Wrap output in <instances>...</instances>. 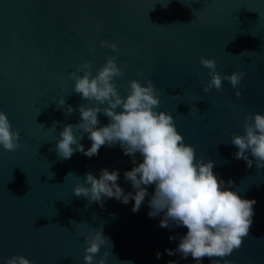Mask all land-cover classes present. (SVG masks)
<instances>
[{"label":"water","instance_id":"1","mask_svg":"<svg viewBox=\"0 0 264 264\" xmlns=\"http://www.w3.org/2000/svg\"><path fill=\"white\" fill-rule=\"evenodd\" d=\"M101 41L116 43L117 51ZM109 57L123 71L114 79L121 96L128 94L129 81L146 85L150 79L160 93L157 111L174 117L196 158L213 161L226 187L255 199L250 234L226 259L264 264V168L236 160L238 149L230 142L233 134H244L245 116L264 115V0H0V111L20 135L15 152L0 146V257L85 264V237L103 231L112 245L101 246L95 259L107 251L106 264H196L191 256L165 252L177 247L187 229L159 227L163 213L148 216L154 185L147 186L138 212L133 200L104 198L101 207L74 194L88 172L99 178L104 168L118 169L117 183L125 193L135 192L124 178L135 165L119 143L102 146L91 158L76 151L61 159L55 151L64 126L81 122L79 106L95 104L73 92L71 73L91 61L94 76ZM201 58L215 59L221 75L244 73L238 88L224 80L222 90L205 93L211 77ZM61 97L66 103L58 108ZM98 119V127L109 123L105 115ZM73 131L85 150L91 147L88 133ZM136 161H143L139 153Z\"/></svg>","mask_w":264,"mask_h":264},{"label":"clouds","instance_id":"2","mask_svg":"<svg viewBox=\"0 0 264 264\" xmlns=\"http://www.w3.org/2000/svg\"><path fill=\"white\" fill-rule=\"evenodd\" d=\"M100 43L114 52L118 49L114 42ZM200 63L209 69L208 75L211 77L203 86L205 93L213 88L222 90L224 80H228L234 89L238 88L244 76L242 72L221 75L216 71L215 59L201 58ZM122 76L123 71L115 57H109L94 76L91 61L84 62L71 73L75 81L73 92L95 104L79 106L81 122L64 126L55 151L61 159H70L76 151L91 158L99 154L102 146L111 147L119 143L123 154L131 156L135 165L124 172L125 180L131 183L135 192L125 193L117 183L118 169L109 171L104 168L99 178L88 172L84 183H77L74 187V194L87 198L89 203L97 202L101 207L104 198H115L124 204L133 200L132 211L138 212L149 195L147 186L154 185V194L148 201L151 209L148 216L154 218L163 213L159 227L168 228L171 223L187 229L177 247L165 249V252L169 256L179 253L183 259L191 256L196 264H200L204 258H208L211 264H220L221 260L223 264H232L226 257L239 250L249 236L255 199H245L231 187H226L224 180L214 174L213 161L205 163L203 159L196 158L194 146L185 143L184 137L177 131L174 117L168 112L157 111L160 93L150 79L146 85L138 80L129 81L128 94L121 96L114 79ZM240 95L241 92L237 91L236 96ZM55 103L59 108L66 101L61 97ZM72 112V106L68 105L67 114ZM98 114L108 117L109 123L98 127ZM74 128L88 133L92 142L90 148L85 150L80 143L82 136L77 138ZM243 128L244 134H233L230 138L231 144L238 149L233 153L234 158L244 160L248 168L252 167L254 161L257 168H264V115L256 113L245 116ZM19 140V133L12 130L7 115L0 111V146L5 151L15 152L20 147ZM137 153L143 157L138 164ZM249 154L254 160L249 159ZM68 175L76 176L71 172ZM228 185L232 186L233 181L229 180ZM173 239L175 237H169L170 241ZM84 242L85 264H106L107 251L101 259H95L101 246L111 243L103 231L89 232ZM156 256L159 259L161 253L157 252ZM0 260L3 264H34V261L19 254L6 259L0 257ZM122 264L133 262L124 261ZM168 264L178 262L169 261Z\"/></svg>","mask_w":264,"mask_h":264}]
</instances>
